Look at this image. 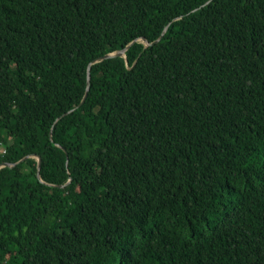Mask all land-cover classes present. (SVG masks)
<instances>
[{"label": "trees", "instance_id": "16d2710c", "mask_svg": "<svg viewBox=\"0 0 264 264\" xmlns=\"http://www.w3.org/2000/svg\"><path fill=\"white\" fill-rule=\"evenodd\" d=\"M209 1L0 0V264H264V0Z\"/></svg>", "mask_w": 264, "mask_h": 264}, {"label": "water", "instance_id": "95a60500", "mask_svg": "<svg viewBox=\"0 0 264 264\" xmlns=\"http://www.w3.org/2000/svg\"><path fill=\"white\" fill-rule=\"evenodd\" d=\"M210 1H212V0H210ZM210 1H209V2H210ZM165 32H166V30L163 32V34H164ZM163 34H162V35H163ZM144 43H145L146 46H151V45H152V43L146 42L145 40H144ZM131 44H132V43H131ZM131 44H129V45H128L124 50H122V51H118V52H114V53H109V54H107V55H105V56L99 58V59L96 60L94 63H99V62H101V61H104V60H106V59L113 58V57H125V53H126L127 49L129 48V46H130ZM94 63H92V64H94ZM92 64H90V66H89V68H88V80H90V68H91V65H92ZM88 80H87V81H88ZM89 89H90V83L87 82L86 93H85V96H84V98H83V100H82L80 106L85 102V99H86V97H87V95H88V93H89ZM29 157H32V156H29ZM36 157H37V160H38L37 177H38V179H39L41 182H43V181L41 180V175H40L41 159H40L39 156H36ZM26 158H28V157H26ZM15 165H16V164H8V163H4V164L0 165V168H2V167H14ZM49 185L52 186L51 184H49Z\"/></svg>", "mask_w": 264, "mask_h": 264}, {"label": "bare ground", "instance_id": "6f19581e", "mask_svg": "<svg viewBox=\"0 0 264 264\" xmlns=\"http://www.w3.org/2000/svg\"><path fill=\"white\" fill-rule=\"evenodd\" d=\"M87 82H91V80H88ZM63 149V148H62ZM1 153H5V151L2 149L1 150ZM28 158H24V159H22V160H20L19 162H23L24 160H26V159H29V158H34V159H36L37 160V157L36 156H32V157H29V156H27ZM19 162H17V163H19ZM17 163H14V164H17ZM37 163H38V160H37ZM4 164V163H3ZM8 164H11V163H8ZM2 165V164H1ZM2 168H6V167H2ZM2 168H0V170L2 169ZM9 168H13V167H9ZM37 169H38V166H37ZM41 175V174H40ZM46 185H49L48 183H46Z\"/></svg>", "mask_w": 264, "mask_h": 264}]
</instances>
